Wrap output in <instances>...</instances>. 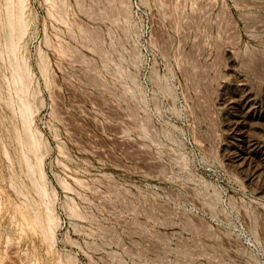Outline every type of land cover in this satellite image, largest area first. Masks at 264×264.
Segmentation results:
<instances>
[{
  "label": "rangeland",
  "instance_id": "1",
  "mask_svg": "<svg viewBox=\"0 0 264 264\" xmlns=\"http://www.w3.org/2000/svg\"><path fill=\"white\" fill-rule=\"evenodd\" d=\"M26 1L0 264H264V0Z\"/></svg>",
  "mask_w": 264,
  "mask_h": 264
},
{
  "label": "bare ground",
  "instance_id": "2",
  "mask_svg": "<svg viewBox=\"0 0 264 264\" xmlns=\"http://www.w3.org/2000/svg\"><path fill=\"white\" fill-rule=\"evenodd\" d=\"M49 1H51V2H54L55 3V1H57V0H48V2ZM62 1H64V0H62ZM26 0H3V3L2 4H4L5 5V7L7 8V9H11V10H13V9H18L19 11L20 10H22V9H24L25 8V6H27L26 5ZM60 2V1H59ZM28 3H29V1H28ZM53 3V4H54ZM52 4V3H51ZM4 5H2L3 7H4ZM2 9V8H1ZM5 10V9H4ZM3 10V11H4ZM7 11V10H6ZM14 11V10H13ZM26 12V11H25ZM12 13V12H11ZM14 13H16V12H14ZM22 13V12H21ZM24 13V12H23ZM6 15V14H5ZM18 15H20V14H18ZM23 15V14H22ZM12 16H15V14L14 15H12ZM17 16V15H16ZM9 16H7L6 17V19L4 18V20L3 21H7V22H9V19L7 20V18H8ZM19 17V16H18ZM20 17H22V16H20ZM11 18H13V17H11ZM15 18V17H14ZM17 18V17H16ZM24 18V17H23ZM0 20H1V15H0ZM16 20V19H15ZM5 21V22H6ZM18 21V20H17ZM23 21V20H22ZM21 21V22H22ZM25 21V20H24ZM1 22V21H0ZM17 23V22H16ZM15 23V24H16ZM21 24V23H20ZM23 24H24V22H23ZM18 25V24H17ZM3 26V25H2ZM9 25H7V27H8ZM12 26V25H11ZM13 27V26H12ZM23 27V26H22ZM10 29H11V27H9ZM5 29H6V26H5ZM10 29H8V31L10 30ZM13 30H14V28H13ZM16 31H17V29H16ZM18 32V31H17ZM11 33V32H10ZM6 34H8V32H6L4 35L5 36H7ZM4 37V36H3ZM12 39V38H11ZM15 39V38H14ZM10 40V39H9ZM4 41H5V39H4ZM7 41H8V39H7ZM14 41V40H13ZM6 42V41H5ZM17 42V41H16ZM8 44H9V42H8ZM14 44V43H13ZM2 45V44H1ZM6 46V45H5ZM11 46V45H10ZM10 48V47H9ZM8 49V48H7ZM6 49V50H7ZM9 50V49H8ZM15 53V52H14ZM19 73V72H18ZM17 73V74H18ZM21 75V74H20ZM17 76H19V75H17ZM18 78V77H17ZM19 80V79H18ZM22 82V81H21ZM23 83V82H22Z\"/></svg>",
  "mask_w": 264,
  "mask_h": 264
}]
</instances>
